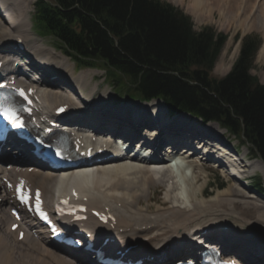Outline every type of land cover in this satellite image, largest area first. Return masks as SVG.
Masks as SVG:
<instances>
[{"label":"bare ground","instance_id":"obj_1","mask_svg":"<svg viewBox=\"0 0 264 264\" xmlns=\"http://www.w3.org/2000/svg\"><path fill=\"white\" fill-rule=\"evenodd\" d=\"M34 2L35 0H0V44L21 40L24 45L23 53L34 57L36 62L42 66V68L37 67L38 70L45 68L43 69V76L47 78V81H43L40 85L34 86V88L38 90L39 99H41L42 102L46 104V107L52 111L56 110L61 104L77 105L70 97L56 89V85L58 84L57 80H59L65 85H74L81 93H86L90 98L95 97L97 103L109 106L115 105L114 102L108 99L106 94L97 93L99 89L98 84L95 87H91V83H95L96 77L98 76L97 71L86 70L75 73L74 66L67 58L61 54L58 55L54 50L48 48L41 40L36 38L34 33H32L28 18ZM172 2L175 4L177 2H181L182 4L187 3V10L192 15L197 18L207 19L206 21H208L212 17V13L217 10L220 19L223 22L228 21V27L226 28H229L232 24L237 23L234 20H237L236 18H238V16L240 17L238 18L239 24L241 25L244 23V19L247 17L248 13L256 10L255 5L258 0H172ZM259 8L258 11L256 10L254 12V16H256L258 12L261 20L254 17L255 19L251 21V27H247L246 31H264V3L261 4ZM216 68H218V66H216L215 69ZM54 77L57 78L55 81L50 80ZM138 106L139 103L135 102L130 107H114L105 112V114H101V118L98 121L106 131L117 133L128 139L130 138L128 135L117 132L128 129H122L124 125H121V123L130 126V130L128 131L131 133V137H136L140 127L150 129L153 123L157 125L161 131L152 143L156 147H160L159 138L161 137H163V140L170 142L168 145H175L178 142H186L193 137H198V134L188 130V127L192 128V126V129L197 132H202L205 135L211 133L212 135H210L216 136V139L219 137L223 138L222 134L218 132L217 127L219 126L217 124H209V126L205 128L206 131L197 130L195 128L196 125L194 126L192 123L190 125H185L188 127H183V123H188L185 122V118L188 116L187 114L176 116L172 123L178 126L171 127L170 120L160 118L163 113L169 114L161 101L148 103L142 111H138ZM122 116L124 118H122ZM136 118L137 122L133 123L132 120ZM111 119L117 121V123L102 125V123L108 122ZM98 121L93 120L95 124H97ZM102 128L99 129L100 133L103 132ZM154 135L156 134L152 133L151 136ZM77 136L80 137L79 135ZM159 155L154 156L153 159L145 163L139 161L138 158L133 161H127L123 158L100 161L92 166H84L67 173H62L63 179L60 181L51 178H44L42 181L39 175L35 173L27 174L25 172H20L16 175L26 176L32 183L36 184L37 187L43 191L48 203H51L52 199L55 197L54 193L55 190L59 188V185L60 188L57 191H59L60 194L67 195L69 193L71 195L75 193L78 198H87V203L91 208H89L90 210H88L87 213L88 221L85 222L83 226L92 229L96 240L99 241L100 237L105 236L104 232L112 233L113 231V233H117L120 238L124 239L126 237L128 238V231H135L137 232L135 236L149 239L150 243L144 246L145 249H149L150 247H152V249L155 247L165 248L169 245L166 248L167 250L164 249L165 252L167 251L165 256H162L164 258H172V255H180V253L183 255L192 254L195 256L196 253H198L196 247L198 245L191 248L187 247L188 243H190V235L192 233L201 234L205 233V231H213L216 233L212 235L213 239H215L214 236L217 235L221 229L218 223L223 219L227 221L229 219H217L218 214L220 215L222 213L227 216H232L233 213L237 214L239 216L237 223L239 224L236 225L244 226L248 224L252 232H255V230L260 227L252 220L259 217L256 219L257 222L264 224V197L263 199H257L252 202L255 197H250L246 193L244 186L234 184L230 185L229 188L216 192L214 196L206 198L205 196L208 193L207 188L210 186V183L207 184V181H205L201 187L199 183L203 181V175L207 174L209 167L204 165V162L193 161L192 157L188 156H184L183 159L189 164L191 163L190 165L194 169L192 175L193 179L189 180V178L184 175L183 179L186 180L187 191L178 193L175 184L179 182L175 181L174 177L169 175L168 172L161 175L160 170H156L158 167L166 166L165 157L161 154ZM200 164L204 165L203 170H199ZM257 169L264 174V163L260 160H257L252 163L249 168H246L243 171V176H250ZM13 174H15L14 171H11L9 177H12ZM205 177L208 176L206 175ZM170 180H174L173 186L168 187ZM192 180L194 181L192 182ZM57 182L59 185H57ZM161 188L165 190V193L163 198L160 199L159 189ZM191 190H194V197L192 199L190 198ZM153 191L155 193L157 191L156 196H158L157 198L159 199L155 197L154 200L159 202L156 203L158 204L157 211L159 212H149L151 206L153 207L152 202L150 203L151 205L147 207L148 211L145 206V209L141 211L142 208L138 206L142 205L145 198H147L145 201L150 202L151 197L149 195ZM103 194L109 195V197H103ZM180 195H182V197H180ZM108 198L114 201V203L116 202L117 205L115 207L108 206L104 202L106 199L108 200ZM76 199L77 198L72 197L71 201L76 203ZM130 200H133V202H131L133 204H129ZM188 200L191 202H185ZM187 203L190 204V207H187ZM5 204V201L0 203V264H76V258H74V256H77V251L71 252V254L74 255L72 258L63 255L57 247L51 245L47 240L38 241V239L32 235V232L36 231V224L26 218L21 221L22 224L16 232H11L10 228L15 223L11 222L9 216L4 213L2 208H4ZM136 207L140 209V214L139 212L134 213L133 210ZM108 208L110 211L106 213V211L109 210ZM91 210L101 214L105 213L111 215L114 221H110L108 225H103L98 219L90 215ZM217 212L218 214H216ZM138 214L139 216L137 217ZM236 225H230L229 222H226L222 224V228L230 226L231 232V228ZM20 232L25 233V239L22 242L18 241ZM225 233L223 234L228 235V244H232V246L235 247L229 233ZM207 236L204 237L207 239ZM218 236L221 237V234L219 233ZM128 240L130 239L128 238ZM133 240H138V238H133ZM240 241L242 245H247L248 247L253 244L249 239L244 240L243 236L240 238ZM128 243L134 242L128 241ZM252 247L261 250L260 244H256ZM119 249H122V247ZM185 249L187 250L184 251ZM248 254H251V256H242L245 263L264 264L263 260L259 262L252 260L255 259V255L252 253Z\"/></svg>","mask_w":264,"mask_h":264},{"label":"trees","instance_id":"obj_2","mask_svg":"<svg viewBox=\"0 0 264 264\" xmlns=\"http://www.w3.org/2000/svg\"><path fill=\"white\" fill-rule=\"evenodd\" d=\"M35 25L79 67L105 71L127 97L216 122L264 161V85L251 74L262 40L243 39L224 78L212 75L226 37L162 0H37Z\"/></svg>","mask_w":264,"mask_h":264},{"label":"rangeland","instance_id":"obj_3","mask_svg":"<svg viewBox=\"0 0 264 264\" xmlns=\"http://www.w3.org/2000/svg\"><path fill=\"white\" fill-rule=\"evenodd\" d=\"M163 1H167V2H170V3L174 4L177 8L181 9L185 14L189 15L192 18V20L194 21L195 30L197 32L201 31L206 25H209L212 28H214L217 33H221V34H224L225 36H227L226 45H225V47L223 49V52L220 55V57H219V59H218V61L216 63V65H215V67L218 66V68H216L214 70V72H213V76L215 78H219L220 79L222 77H225L229 73V71L232 68L234 62L236 61V59L239 56V50H240V45H239V40H238L239 38L241 39L242 37H245L246 35L259 37L262 40V46H261V48H260V50H259V52H258V54L256 56V59H255V62H254V67H253V69L251 71V74L253 76L257 77L259 79L260 83L264 84V31H261V32L256 31V30H248V31H246L247 27H251L250 25H251V21L253 19H255V18L260 19V14H258V12H257L256 16H254V12L256 10L258 11L260 9L259 6L264 3V0H258L257 4L255 5L256 10H254V12H249L248 13L247 17L244 19V21H245L244 23H242L241 25L239 24V22H238L239 19L238 18H240V17L238 16V18H236L237 20H234L238 24L237 23L232 24V26H230L229 28H226V27H228V24H227L228 21L227 22H223L220 19V16H219L217 10H215L212 13V17L208 21H206L207 19L197 18L194 15H192L187 10V3L186 4H182L181 2H177L175 4V3L172 2V0H169V1L168 0H163ZM35 2H36V0H35ZM35 2L32 4V10H31L30 16L28 18L29 23L31 24L32 33H34L36 38L41 40V42L44 43L48 48H50L52 50L54 49L55 52L58 55H60V54L62 55V53L59 51L58 44L53 39H51V38H40L36 34L35 28L33 27V16H34V12H35L34 11ZM231 22H233V21H231ZM244 28H245V30H244ZM72 65H74V64L72 63ZM79 71L80 70L78 68L75 69V73L79 72ZM82 71H86V70H82ZM87 71H89V70H87ZM92 71H97L98 72V76L96 77L95 83H91V87H95L97 84L99 85V89L97 90V93L106 94L110 101L114 102L115 105H119L120 107H130L133 103H135V102L126 101L125 98L122 97L123 95L116 94L115 91L105 82V80H104L105 76H104L103 72L98 71V70H92ZM145 107H146V105H143V104H139V106H138V108L141 111ZM167 111H168V109H167ZM226 136L230 139V141L233 143V145H238L240 147L242 146L243 150H247L252 155V157L254 159H256L255 155L253 153V150H251L250 147L248 145H246L245 140L243 139L242 136L241 137L235 136V135L230 134L229 132H226ZM199 170H201V166H199ZM206 175L208 177H205ZM191 179H193V178L192 177L189 178V180H191ZM193 181L194 180H192V182ZM205 181H207V184L210 183V186L207 188L208 193L205 196L206 198L214 196L216 194V192H218L220 190H224L226 188H229L230 185L237 184V183H235V181L230 180L229 178L225 177L223 175V173L219 172V171H209L207 174H204L203 175V181H201L199 183V186L201 187V185H203V183ZM249 185H251L252 189H254V190L246 189V193L250 197H255L252 200V202L254 200H257V199L258 200L263 199V197L261 195H258L257 192H264V174H262V172L258 173L256 178L252 179V181L249 182ZM255 188H257V189H255ZM164 193H165V190L163 188L159 189V198L160 199L163 198ZM156 195H157V191H156V193L153 191L149 195L151 197V201L150 202L145 201L147 198H145L143 200L142 205L138 206V207L142 208L141 211H143L145 209L144 206L147 208L149 205H151L150 203L152 202L153 207L151 206L149 212L150 213L159 212V211H157L158 204H156V203H159V202L157 200L156 201L154 200L155 197L156 198L158 197ZM106 196L109 197V195L103 194V197H106ZM193 197H194V190H191L190 198L192 199ZM159 198H157V199H159ZM189 201L190 200L185 201V202H189ZM104 202L108 206H114L115 207L117 205L116 202L114 203V201L110 200L109 198H108V200L106 199ZM129 202H130L129 204H133V203H131V202H133V200H130ZM138 207L134 208V210H133L134 213H138L140 211V209ZM187 207H190L189 203H187ZM6 208H7V206L2 208L5 211V213H6V210H5ZM109 211H110V209L108 211H106V213L107 212L109 213ZM111 211H112V209H111ZM147 211H148V208H147ZM150 213H148V214H150ZM125 214H127V213H125ZM139 214H140V212H139ZM139 214L137 215V217L139 216ZM216 214H218V212ZM220 218H222V219L223 218H225V219L229 218L228 221L223 219L222 221H220L218 223V225H220L221 227H222V224H224L226 222H229L230 225L239 224V223H237L238 219H239V216L237 214H235V213H233L232 216H227V215L222 214V213L220 215L218 214L217 219H220ZM258 218H256V219H258ZM256 219H254L252 221L257 223L258 226H260V227L257 230H255V232H252V230L249 229L250 226L248 224H246L244 226L243 225H241V226L240 225H236V226L232 227V230L234 232V235H233L232 238L240 240V238L243 236L244 240L249 239V240H251L252 243L260 244L261 250L264 251L263 250L264 249V224L261 223V222H257ZM252 221H250V222H252Z\"/></svg>","mask_w":264,"mask_h":264},{"label":"snow or ice","instance_id":"obj_4","mask_svg":"<svg viewBox=\"0 0 264 264\" xmlns=\"http://www.w3.org/2000/svg\"><path fill=\"white\" fill-rule=\"evenodd\" d=\"M20 95L23 96L24 93L23 91L20 92ZM0 115H3L5 119L11 121L15 126H21L22 122L19 120L18 116L16 115V113L14 111H12L9 108L3 107L2 105H0ZM57 155H59V153H57ZM19 193V198L21 200L22 203L27 204L28 203V197L23 194L22 192H20V190H17ZM40 200H39V191H37L36 194V208L37 211L39 212V214L44 217L45 214L40 210Z\"/></svg>","mask_w":264,"mask_h":264}]
</instances>
